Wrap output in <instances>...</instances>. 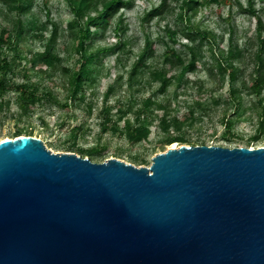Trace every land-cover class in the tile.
I'll use <instances>...</instances> for the list:
<instances>
[{"label":"water","instance_id":"water-1","mask_svg":"<svg viewBox=\"0 0 264 264\" xmlns=\"http://www.w3.org/2000/svg\"><path fill=\"white\" fill-rule=\"evenodd\" d=\"M0 264H264V146L138 167L1 139Z\"/></svg>","mask_w":264,"mask_h":264},{"label":"rangeland","instance_id":"rangeland-1","mask_svg":"<svg viewBox=\"0 0 264 264\" xmlns=\"http://www.w3.org/2000/svg\"><path fill=\"white\" fill-rule=\"evenodd\" d=\"M131 1L105 29H99L92 36L87 52L101 50L89 65L93 68L91 79L74 99L70 96V80L81 59L77 39L69 26L75 19L74 14L67 0H35L31 14L22 19L28 20L33 15L47 28L37 32V35L42 34L40 37H32V33L26 35L18 42L16 52L6 49L11 57L15 53L19 55L12 66L17 67V76L12 79L14 83L24 80L21 67L34 52L44 49L52 23L57 27L54 52L61 62L44 73L31 69L28 72L29 80L36 85L41 97L28 113L22 114L14 92L8 91L0 97V140L14 138L15 131L20 129L22 135L40 138L53 152L75 153L97 163L117 158L138 167H148L154 155L173 144L176 147L182 144L264 146V89L259 95L248 89L256 69V16L263 23L264 37V0H218L215 3L197 0L200 4L195 12L184 8L182 0H167V11L148 20L145 14L159 6L161 0ZM250 8L256 16L248 12ZM15 20L16 14L5 13L0 4V28H12ZM188 31L206 32L207 38L196 36L195 40H189ZM171 32H174L172 36ZM147 38L151 43L149 57L132 75ZM190 46L195 47L197 68L179 79L183 68L165 62L164 53L173 49L187 61L192 55ZM235 47L241 51V57L233 61L238 75L231 83L220 65L229 63L228 52ZM159 69H165L170 78L163 93L158 92L159 80L152 73ZM231 84L239 88L240 104L228 95ZM148 97L161 107L154 105L144 113L151 117V133L146 141L131 143L120 133V127L112 130L106 124L107 116L116 119L118 113L125 111L133 122L135 113L142 109ZM163 114L170 120L176 116L180 121L178 126L171 123L165 129L160 123ZM228 120L230 127L226 126ZM73 127H81V132L76 143L70 144ZM166 136H181L183 141L167 144L162 142Z\"/></svg>","mask_w":264,"mask_h":264},{"label":"trees","instance_id":"trees-1","mask_svg":"<svg viewBox=\"0 0 264 264\" xmlns=\"http://www.w3.org/2000/svg\"><path fill=\"white\" fill-rule=\"evenodd\" d=\"M167 0H161L159 6L149 10L145 14V19L154 18L161 16L167 11ZM210 2H217L218 0H208ZM35 0H0L2 9L5 13L16 14V20L13 23L12 28L2 26L0 28V97H2L8 91H12L15 94L16 104L21 110L22 114L28 113L31 108L39 102L41 99L38 89L35 84L29 80L28 72L31 70L46 72L56 68L61 62V58L54 52L57 38V27L55 23H52V31L49 37L45 39L44 49L42 51L34 52L30 59H27L21 67V74L24 78L23 81L19 83H14L13 77L17 76L15 69L12 68L16 59L19 55L15 53L13 57L7 54L6 49L12 51H17L18 42L25 38L26 35L32 33V37H40L37 32H43L46 30L47 25L39 24V21L35 19L32 15L28 20L22 19V16L31 14L32 7ZM70 5V9L74 14V21L69 23L74 36L77 39V50L80 53L81 59L79 61V66L71 75L70 80V96L71 98H76L77 94L81 92L85 83L89 81L93 74V68L89 66L94 62L99 56V51L97 49L94 53L87 52V45L92 39L94 34L98 33L99 29H105L109 24L110 20L119 12L121 8L128 7L131 5V0H67ZM199 1L197 0H182V6L188 11L195 12L198 8ZM100 6V10L98 7ZM250 14L256 16L255 11L251 8L248 10ZM257 38L258 47L255 53V75L252 78L251 84L248 89L251 93L255 95L261 94L264 89V37L262 36L263 23L259 17H257ZM174 32L170 33L172 36ZM208 33L203 31H188L186 37L189 40H195L196 36L200 38H207ZM150 41L147 38L144 49L139 56V59L132 70V75L135 74L137 68L140 64H143V60L149 57L151 50ZM189 53L192 55L187 61H184L182 57L175 52V50H166L164 53V60L167 63L181 66L183 71L181 72L179 79L183 74L189 71H194L197 68L198 59L195 57V47H188ZM170 53V55H168ZM241 57V51L238 48H231L228 52L229 63L227 65H220V69L223 72L228 73V77L231 83H233L237 78V68L233 65L234 60H238ZM28 65V66H27ZM45 69H42V67ZM153 75L157 80H159L158 92L163 93L167 86L170 84V78L166 76L165 69L154 70ZM8 75H11L10 78ZM178 79V80H179ZM228 95L231 99L238 101L239 88L230 85L228 89ZM240 104V100L238 101ZM161 107L160 103L153 101L151 97L146 98L143 101L142 109H139L134 116L133 122L126 117L127 111L124 113H118L116 119L107 116L105 120L106 124H109L112 130H118L121 134H124L131 143L146 141L151 133V117H147L146 113L152 106ZM120 122L122 124L120 125ZM177 117L174 116L172 120L167 118L165 114L160 117V123L165 128L172 125L178 126ZM226 126H231V121H227ZM73 131L69 137L70 144H75L77 138L81 132V127H73ZM22 135L21 130L17 129L13 137ZM29 135V134H28ZM181 136H166L162 139V142L167 144L172 141H183ZM73 146V145H72ZM70 148H73V147ZM71 151V150H69Z\"/></svg>","mask_w":264,"mask_h":264},{"label":"bare ground","instance_id":"bare-ground-1","mask_svg":"<svg viewBox=\"0 0 264 264\" xmlns=\"http://www.w3.org/2000/svg\"><path fill=\"white\" fill-rule=\"evenodd\" d=\"M173 147H176V145H175V144H173V145H171V146H170V148H173Z\"/></svg>","mask_w":264,"mask_h":264}]
</instances>
